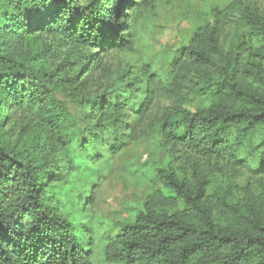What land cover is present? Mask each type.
Masks as SVG:
<instances>
[{
    "label": "trees",
    "instance_id": "1",
    "mask_svg": "<svg viewBox=\"0 0 264 264\" xmlns=\"http://www.w3.org/2000/svg\"><path fill=\"white\" fill-rule=\"evenodd\" d=\"M134 4L0 0V264H93L76 223L51 202L56 197L50 185L67 167L86 163L81 156L91 148L87 130L114 132L111 143L116 150L123 148L147 131L151 90L180 98L193 77L200 80L196 92L210 104L192 111L178 102L158 121L172 162L156 170L155 190L135 220L118 224L105 245V260L264 264V166L251 174L238 157L239 146L264 129V11L257 3L246 7L235 1L232 14L253 31L234 54L225 50L227 26L213 18L185 45L170 88L152 75L146 102L130 116L124 115V102L114 103L100 94L85 100L88 112L79 119L57 97L59 83L73 68L62 65L44 71L53 63L51 41L70 45L74 52L110 44L129 48L127 11ZM119 10L120 22L112 34L108 22ZM145 71L149 73V67ZM9 111L20 113L26 123L14 145L9 143L10 131L4 130ZM127 116L131 121H124ZM69 147V155L62 152ZM216 175L248 177L247 185L236 189L243 201L218 205L209 193ZM78 201L76 209L82 206Z\"/></svg>",
    "mask_w": 264,
    "mask_h": 264
},
{
    "label": "rangeland",
    "instance_id": "2",
    "mask_svg": "<svg viewBox=\"0 0 264 264\" xmlns=\"http://www.w3.org/2000/svg\"><path fill=\"white\" fill-rule=\"evenodd\" d=\"M88 1L81 0L83 3ZM134 1L132 9L127 11L131 32L129 48L120 50L108 40L106 44H110L109 47L104 45L74 52L70 45L51 41L49 53L53 63L44 71L58 69L62 65H67L68 70L73 68L59 83L57 97L79 119L85 111L88 112L86 101L100 94H105L114 103L124 102V115L130 116L146 102L148 81L152 75L162 79L170 88L185 45L198 29L209 25L213 18L218 17L227 26L225 50L227 54H234L238 45L253 31V27L239 15L232 14L230 7L235 1H242L246 7L257 3L264 11V0ZM120 11L115 19L108 22L112 34L118 28ZM146 67H149V73H146ZM197 85H200V80L191 78L180 98L152 89L148 100L147 131L123 148L116 150L111 143L115 140L114 132L105 134V128L92 132L87 130L85 134L90 139L91 148L81 156L86 163L72 165L71 169L67 167L60 172L59 180L50 185L56 197L51 202L65 217L76 223L78 235L92 252L93 264H109L104 256L107 241L117 232L119 223L135 220L148 196L155 190L153 178L156 170L172 162L163 147L158 121L178 102L192 111L209 106V98L196 92ZM112 107L111 110L115 106ZM128 116L124 121H131ZM7 117L4 130L10 131L9 143L14 145L22 138L26 123L20 113L9 111ZM82 126L86 127L85 124ZM263 143L264 129L238 148V157L251 174L259 173L264 166ZM72 147L62 148V152L69 155L67 149ZM247 183L248 177L232 180L216 175L209 186V193L218 205L237 204L244 197L236 189L245 187ZM83 198H88L89 202L83 201ZM77 199L78 203H82L80 209L74 207Z\"/></svg>",
    "mask_w": 264,
    "mask_h": 264
}]
</instances>
